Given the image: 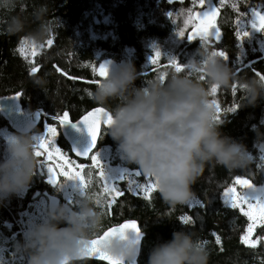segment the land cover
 <instances>
[{
  "label": "clouds",
  "instance_id": "9594fccd",
  "mask_svg": "<svg viewBox=\"0 0 264 264\" xmlns=\"http://www.w3.org/2000/svg\"><path fill=\"white\" fill-rule=\"evenodd\" d=\"M25 0H0V10L11 13ZM47 3L31 12L37 27L27 35L34 42L45 38ZM27 20L22 13L9 15L6 32L24 33ZM106 75L90 91L94 103L106 107L111 122L106 137L124 166H134L155 185L170 206L188 204L192 185L207 165L243 170L251 153L242 141L222 131L209 89L238 86L244 107L264 104V80L238 78L233 68L204 43L189 54L181 71H169L144 81L130 58L105 61ZM141 80L140 86L136 85ZM264 121V115L261 116ZM264 123L251 125L254 136L264 141ZM38 132L25 124L0 148V208L23 199L33 185L40 161L35 155ZM72 182H67V185ZM63 196L26 219L20 236L12 242L14 255L22 264H82L91 242L105 227L101 210L104 197L92 187V178L81 187H67ZM102 250L120 264H138L142 237L127 230L110 234ZM6 256V252L0 257ZM7 264L5 259H0ZM209 250L194 233L183 228L169 239L154 242L144 264H208Z\"/></svg>",
  "mask_w": 264,
  "mask_h": 264
},
{
  "label": "trees",
  "instance_id": "16d2710c",
  "mask_svg": "<svg viewBox=\"0 0 264 264\" xmlns=\"http://www.w3.org/2000/svg\"><path fill=\"white\" fill-rule=\"evenodd\" d=\"M232 1L242 12L248 6L260 2L264 4V0ZM45 2L48 13L41 23L46 25L47 35L43 40L34 42L27 35L37 27L31 12L36 5ZM194 3V0H25L11 13L0 10V98L16 96L19 92L17 99L23 112L33 117L39 113V117L35 118L39 121L38 132L42 130V119L58 129V120L54 117L68 112L70 121H74L91 109L101 107L89 95L101 79L97 72L101 53L119 61L123 54L131 50L129 58L144 81L175 71V67L167 65L165 60H161L155 69H144L145 44L153 39L166 40L173 31L174 21L170 17L181 7L190 8ZM232 3L215 2L218 9L215 23L220 37L212 42L209 40L207 45L213 51L225 53L227 64L238 78H258L257 72L264 75V55L257 53L242 57L237 54V18ZM18 13H22L27 20L25 32L10 35L6 32L8 17ZM28 42L34 44V50L28 47ZM194 44L195 48L187 45L186 50L193 51L201 42L194 39ZM182 58L186 59L185 53ZM33 67L37 69L35 73L31 72ZM141 83L139 79L136 81L137 86ZM215 93L217 118L223 124L222 131L248 146L251 163L243 170L207 165L203 175L192 185L194 197L198 200L192 208L187 204L170 206L162 200L158 191L147 198L125 193L120 207L113 210L102 204L101 210L105 213L103 231L124 220L139 222L144 237L138 264H144L147 251L154 242L169 239L171 232L178 228L194 233L206 244L208 264H264L263 245L259 243L248 247L241 241L246 220L244 215L227 206L220 196L237 177L264 185V152L259 150L264 141L256 138L250 130L251 125L264 123L261 121L264 104L255 108L244 107L243 93L236 85L217 89ZM1 123L0 128L7 126L8 121L2 119ZM106 128L102 127L98 145L103 141L102 144L115 147L113 141L106 137ZM59 140L64 149L69 150L62 136ZM42 176V172L36 173L33 187L39 192H46L47 184ZM3 211L11 215L7 208ZM14 230H18L16 226ZM19 236L20 233L16 239ZM9 251L14 253L12 247ZM8 258H17L22 264V257L13 255ZM81 262L106 264L89 259Z\"/></svg>",
  "mask_w": 264,
  "mask_h": 264
},
{
  "label": "rangeland",
  "instance_id": "374dc122",
  "mask_svg": "<svg viewBox=\"0 0 264 264\" xmlns=\"http://www.w3.org/2000/svg\"><path fill=\"white\" fill-rule=\"evenodd\" d=\"M195 3L190 8L183 9L185 7H181L179 11L176 12V14L171 18V20L174 21V24L172 25V33L171 35L164 40L163 42L158 41L156 39L150 40L145 44L146 48V61L143 65L144 69L151 68L155 69V66H158L161 60H165L166 64L169 65L170 59H176L177 64L179 66L184 65V59L182 58V55L185 53L186 57L191 54L193 51L186 50L185 47L191 46L195 48L194 39H197L200 41L198 36H195L193 41H188L187 36L189 34H192V24L185 25L184 21L187 19L188 10L191 9L193 13L196 12H202L205 10V8L208 6L207 3L204 7H201L199 5L198 0H194ZM220 0H210L211 5L215 6V2ZM232 3V5H235L234 11L236 13V32L238 30L241 31H248L250 33L251 39L247 37H242L241 39H237L236 47H237V54L242 57H247L253 54H261L264 55V29L260 30L259 32L255 31L251 28L250 21L254 19L252 13L253 11H259L262 14H264V4L261 2L255 6L246 7V11H241L238 4L234 3L232 0H224V3L229 4ZM218 18V14L216 17V20ZM195 23V21L193 22ZM183 29L185 35L183 37H180L177 35V32ZM212 33L209 37V40H215L217 39L214 35L215 30H210ZM208 40V42H209ZM201 42V41H200ZM207 42V43H208ZM212 42V41H211ZM28 47L32 50H34V44L32 42H28ZM159 49L161 52V55L159 58L155 57V50ZM219 52V51H217ZM132 51L128 50L127 54H123L122 58L119 59H125L129 58ZM155 59V63H153V60ZM105 61H116L114 59H111L108 57V55L101 53L99 55V60L97 64V72L99 70V65L102 62ZM225 61V60H224ZM227 63V61H225ZM102 78V77H101ZM211 92V99L214 100L215 107L217 109V97L216 93H213L211 89H209ZM35 118L36 115L34 114ZM4 120L2 114H0V126L3 125L1 123V120ZM42 130L38 132V134H43L45 129L44 125L49 126H55L52 123H48L47 120L42 119ZM58 126V125H57ZM14 132L10 124L7 123V126L0 128V148L3 147L4 142L9 138L11 135H13ZM60 132L59 128L57 129V136L55 138L56 146L61 149L62 154H65L68 156L70 160H74L77 164L84 163L85 167L84 169L80 170L82 174L85 176V180L87 181V172L89 170V165H91V160L88 158L87 160L80 161L76 159L70 152V150L64 149L62 144L59 140ZM104 139V137H103ZM103 142V141H102ZM102 142L97 146V148L91 153H99V159L101 162V165L105 168V170L109 174V180H108V186L115 187L119 189L120 193L119 195L116 194L114 191L105 192V182L101 180L98 176V169L92 168L93 176H92V187L97 190V193L102 195L104 197V203L106 204L111 210H113L114 207L119 208L121 203V197L125 193L133 194L134 196H142V197H150L154 192H157V189L154 190L151 193L141 192L140 189L137 187V184H145L149 183L150 179L147 177H144L141 173L139 176L136 175V172H139L134 166H124L122 165L121 161L115 154V147H111L107 144H102ZM259 150L264 152V144L259 146ZM40 161V165L37 169V174L41 173L43 174L44 182L47 184V191L46 192H39L37 188L31 187L27 195L20 200H13L10 205L7 207L0 208V227L3 229H0V254H3L6 252V256L0 257V259H5L7 261V264H19L18 259H9V256H13L14 253L9 251V249L12 247V241L13 239H16V235L18 233L21 234L23 225L26 221V219L29 217V215L35 216L38 215L41 209L47 205V203L51 202L53 199H60L62 196L65 199L70 198V194L68 191H65L64 193L61 192L59 185L64 183L65 178L61 175H58L61 171L60 167L58 165L61 163L56 157H53L52 160H48L46 158V154L37 157ZM52 167L53 172L56 173V180L57 183L50 184L48 183L49 180V173L47 172V168ZM66 170V167H65ZM77 169H74L76 171ZM123 174L124 179H119V176ZM244 179V178H241ZM257 189L264 190V185H258L257 181H251ZM34 182V181H33ZM69 188H71V184L68 185ZM235 188L237 193H243L247 190L244 189L241 185L236 183V180L232 185H229L223 189V192L220 194L222 197L223 202L230 206L228 202H226L224 198V191L226 188ZM198 204V200L193 196V199L187 204L190 208ZM245 211H247V204L242 205ZM7 208L11 215L7 214V212L3 211V209ZM240 213V209H237ZM243 215V214H242ZM245 217V224L242 228V233L240 235V238L242 236H248L249 241H251V244H247L249 247L256 246L257 244H261L264 247V220L257 217L255 221H250L246 216ZM249 224L254 225L252 228V232L248 233V226ZM14 226L17 227V231L14 230ZM15 256V255H14ZM16 261V263H15Z\"/></svg>",
  "mask_w": 264,
  "mask_h": 264
},
{
  "label": "snow or ice",
  "instance_id": "6c2138e0",
  "mask_svg": "<svg viewBox=\"0 0 264 264\" xmlns=\"http://www.w3.org/2000/svg\"><path fill=\"white\" fill-rule=\"evenodd\" d=\"M199 5L204 7L207 3V7L202 12L193 13L191 9L188 10L187 19L184 21L185 25L192 24V34L187 36L188 41H193L195 36H198L201 43L207 44L210 35L212 34L210 30H215L214 35L217 39L220 37V30L216 27V17L218 14V9L215 6L211 5L210 0H198ZM220 3L223 4L224 0H220ZM235 7V5H233ZM254 19H252L249 23L251 28L255 31L259 32L264 29V14L259 11H253L252 13ZM195 21V23H193ZM177 35L183 37L185 35L184 30L180 29L177 32ZM242 37H247L251 39L250 33L248 31L238 30L236 32V38L241 39ZM26 43V42H22ZM51 43V41H49ZM215 54L222 57L225 61L228 60V57L225 55L223 51H214ZM161 52L159 49L155 50V57L159 58ZM155 63V59L153 60ZM169 63L175 67V71H181L183 66H179L177 64L176 59H170ZM37 69L33 67L31 69L32 73H35ZM98 74L100 77L106 75V64H100ZM259 79L264 80V75H261L259 72L256 73ZM216 88H212L211 91L213 93L216 92ZM20 96V93L17 92L16 96L11 97L10 99L16 100ZM215 104L216 102L213 101ZM7 110L8 112H19V107L17 105L8 106L7 109L0 108V111ZM37 118L39 117V113H36ZM54 119L59 121V125L61 127H65L69 125L75 132L80 133V136H73L71 151L75 153L77 157H85L91 160V165H89V170L87 172V178L90 179L93 176L92 168L98 169V176L101 180L105 182V192L114 191L117 195L121 194L119 189L115 187L108 186L109 174L105 170V168L101 165L99 159V153L91 154L93 149L96 146L98 133L100 131L101 124L108 125L111 122L110 115L107 114V111L103 107H96L93 111L88 112L86 115L82 116L79 122L73 123L69 119V113L64 112L62 116H56ZM33 121L28 119L26 124H31ZM44 133L39 134L38 137H35L36 143V151L35 155L37 157H41L46 154V158L48 160H52L53 157H56L61 163L58 165L61 171L58 175H61L65 178L64 183L60 184V190H64L68 187L67 182H72V187L75 188L77 186V182L79 185L83 187L87 182L85 180V176L82 174L80 170L84 169L85 164L79 163L77 164L74 160H70L67 155L62 154L61 149L56 146L55 138L57 136V128L55 126L44 125ZM86 133L89 138V142L86 147H79L81 143L83 134ZM66 167V170H65ZM74 169H77L74 171ZM47 172L49 175L48 183L56 184V173L53 172L52 167L47 168ZM136 175L139 176L140 172H136ZM119 179L123 180L124 175L121 174ZM236 183L241 185L246 192L237 193L235 188L229 187L224 191V198L226 202L230 204L232 209H240L242 214L248 218L250 221H255L257 217L264 220V190L257 189L248 179H241L239 177L236 178ZM137 187L141 192L151 193L156 190V185L150 180L147 185L145 184H137ZM147 198V197H146ZM70 199V198H68ZM55 200L53 199V203ZM247 204V211L244 210L242 205ZM183 219V218H182ZM254 225L249 224L248 233L252 232V228ZM131 231L135 233L138 237L141 236V231L137 227L134 221H129L128 223L121 224L118 227H111L107 231H104L102 235H99L95 238L91 244L92 246L89 248V254H95L101 261H106L107 264H120L119 261L113 259L108 256L102 250V242L110 235L114 234L117 231ZM241 241L244 244H251L248 236H242ZM217 243H219V237H217ZM254 246V245H253ZM0 264H3V261H0Z\"/></svg>",
  "mask_w": 264,
  "mask_h": 264
},
{
  "label": "water",
  "instance_id": "95a60500",
  "mask_svg": "<svg viewBox=\"0 0 264 264\" xmlns=\"http://www.w3.org/2000/svg\"><path fill=\"white\" fill-rule=\"evenodd\" d=\"M11 97H14V96H10V97H3V98H0V108H4V109H7L8 106H11V105H17L19 107V112H8L7 110H4V111H0V114L3 115V117L8 121V123L10 124V127L11 129L14 131V132H17L19 131V129L24 126L27 122L28 119H31L33 121V123L35 124L36 128L39 124V121L37 119H35V117L31 116V115H28L26 113L23 112L22 108L20 107L19 103H18V99L16 100H12L10 99ZM93 111V109H91L90 111L88 112H91ZM88 112H86L85 114H83L82 116L86 115ZM80 116L79 118H77L76 120L74 121H71L73 123H76V122H79L81 117ZM58 125H59V121H58ZM103 126H107V125H104L103 123L101 124V127H100V131L98 133V138H97V143H96V146L95 148L93 149V151L97 148L98 146V143H99V139H100V136H101V131H102V127ZM59 130H60V134L62 136V138L64 139V141L67 143L68 147H69V150L71 152V154L78 160L80 161H84V160H87L88 158H85V157H77L75 155L74 152L71 151V147H72V140H73V136H80L81 134L80 133H77L75 132L74 129H72L69 125H66L65 127H61L59 125ZM89 142V138L87 137V134L84 133L83 136H82V140H81V143L79 144V147H86L87 144ZM91 155V153H90ZM129 221H134L137 225V227L140 229L141 231V237H142V240H143V237H144V234L141 230V227H140V224L138 221L136 220H133V219H128V220H124L122 222H120L119 224H116V225H113L111 227H118L119 225L121 224H125V223H128ZM109 227V228H111ZM108 228V229H109ZM108 229H106L105 231H107ZM104 232V231H103ZM103 232L101 233V235L103 234ZM97 238V237H96ZM140 256V255H139ZM81 261L84 260V259H89V260H92V261H98V262H103V263H106V261H101L95 254H89V253H86L84 256H82L81 258Z\"/></svg>",
  "mask_w": 264,
  "mask_h": 264
}]
</instances>
